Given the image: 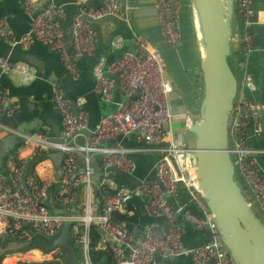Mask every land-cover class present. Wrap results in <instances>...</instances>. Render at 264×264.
Listing matches in <instances>:
<instances>
[{
	"label": "built area",
	"instance_id": "obj_1",
	"mask_svg": "<svg viewBox=\"0 0 264 264\" xmlns=\"http://www.w3.org/2000/svg\"><path fill=\"white\" fill-rule=\"evenodd\" d=\"M89 1L75 0L79 9L72 15L70 23L71 44L62 27L66 18L64 5L56 4L53 0H23L22 9L25 14L34 15L29 30L16 40L7 20L2 17L0 40L11 47L18 43L23 48L35 40L40 41L51 52L59 55L62 67L71 77H78L81 69L72 54L77 57L94 54L96 35L92 22L108 16H122L120 0H103L95 7L90 6ZM256 2L234 0L235 21L231 41L239 59L235 73L238 85L228 117L227 136L234 176L248 187L250 199L257 204L264 218V171L257 159L259 154L264 153V149L249 144L252 137L261 135L264 120V104L259 96H251L259 92V83L248 67L251 56L258 51L251 28L254 24H264V15L262 18L259 16L264 10L255 13ZM150 4L156 12L158 34L163 45L167 49H177L182 43L184 0H150ZM252 14L256 15L255 21L251 18ZM119 40L114 42L116 47ZM132 44L133 49L125 50L109 61L106 70L104 58H99L92 66V92L115 107L100 117L89 135L83 132L89 120V113L83 107L84 96L75 97L74 112L64 89L55 84L51 101L61 114L62 141H52L43 133L21 134L23 144L31 142L39 153L49 149H59L66 153L56 200L67 208L76 197L78 199V188L83 185L86 188L83 212L76 217L67 212L55 214L50 211L45 203L49 180L34 174H25L22 179L27 158L21 156V144L8 157L7 172L11 182L8 183L0 173V242L4 239H29L30 233L24 225H29L43 237L52 238L59 233L62 223L69 221L74 230L72 238L86 248L87 238L76 232V223L80 221L85 228L93 224L109 236L111 242L108 247L113 254V264H158L163 258L181 254L190 257V264H236L222 242L217 224L203 199L190 145L182 140L180 134L166 140L172 118L169 106L172 84L165 75L164 57L158 47L140 32L134 33ZM0 69L15 70L26 79L33 77L31 68L23 62L0 58ZM116 93L120 96L117 100ZM10 109L7 91L0 84V115ZM183 116L184 126L188 127L192 121L191 113L185 111ZM0 129L13 133L16 131L1 123ZM119 135L121 138L132 136L137 143L142 142L159 153L155 178L140 180L137 191L144 197L146 215L162 217V225L151 220L145 227L143 240L131 248L128 259L123 245L130 246L135 235L125 224L113 219L112 214L126 205L135 189L118 185L109 173L111 167H117L123 173L132 175L136 163L128 153L137 149L123 146ZM96 157L101 161L98 167L100 182L97 185L91 179L95 172L91 160ZM79 159L83 162V171L74 178ZM178 186L188 190L193 209L186 205L173 206L166 200L167 196H176ZM93 187L101 200V210L98 212L92 200ZM248 203L251 206L249 198ZM179 217L196 230L206 229L209 239L203 244L185 247Z\"/></svg>",
	"mask_w": 264,
	"mask_h": 264
},
{
	"label": "water",
	"instance_id": "obj_2",
	"mask_svg": "<svg viewBox=\"0 0 264 264\" xmlns=\"http://www.w3.org/2000/svg\"><path fill=\"white\" fill-rule=\"evenodd\" d=\"M23 0H21L22 3ZM190 8V17L193 36L197 49V57L202 76V89L199 99V112L196 119L192 120L187 128L190 136V147L192 149V162L195 166L196 179L203 193V199L206 202L209 213L217 224L219 235L222 242L229 250L236 264H264V223L255 213L254 209L248 203L241 186L234 176V166L228 149V117L233 106V101L237 90V78L232 69V35L234 17V0H188ZM0 4H2L0 2ZM66 18L62 27L66 32L67 39L71 43L69 29L72 19L70 12L66 10ZM27 18V27L20 33H15V39L27 32L30 28L32 16L25 14L22 8L18 7ZM16 11L8 14L1 12L0 18L7 20L9 28L13 29L12 19L16 16ZM42 45L41 48L33 49L35 45ZM72 57L79 64L81 69L90 68L86 63L85 57ZM0 58L7 59L10 62H23L33 69V78L28 84L15 85L7 77V72L0 69V84L7 86L8 101L15 98L17 107H14L9 113L0 115V123L16 130L18 125H28L31 120L36 119L38 125L33 127V131H25L23 135H30L46 127V137L52 141H62V118L61 114L55 108L51 101L52 86L49 77L51 73L55 77H60V83H55L57 87H62L65 96L71 102L73 111L76 112L75 97L83 95L85 103L84 109L89 113L87 128L83 132L89 135L97 124L98 120L105 113H102L101 103L97 102L99 94L89 92L88 89L80 88L78 82L80 76L73 79L65 74V70L59 61V55L49 52L45 44L40 41H33L27 48H22L20 44L13 47L0 40ZM54 61V63H53ZM109 61H105L104 68L107 69ZM81 75V74H80ZM261 85L264 87V68L261 73ZM41 89L37 90V87ZM120 97V96H119ZM118 97H115L117 100ZM261 101L264 104V95L261 94ZM111 104V103H109ZM110 111L114 109V104ZM50 111L58 114L57 119L51 120ZM108 112V111H107ZM26 130V129H24ZM16 131L9 132L0 137V173L4 175L7 182L10 178L7 172L8 157L23 144V135ZM121 144L126 146V137L121 138ZM144 144V143H139ZM66 153L59 149H49L48 151L35 156L29 162L25 172L22 175L33 173V166L37 161L49 159L54 167V179L48 190V196L45 203L50 211L55 214L66 213V207L56 203L55 193L59 189L60 179L63 175V159ZM135 161L134 157H130ZM136 162V161H135ZM91 164L96 168L91 179L95 184H99V172L97 166L101 165L98 157L91 160ZM113 172L109 176L115 180L118 185H124V179L129 177L122 173L117 167H111ZM83 171V162L78 160L77 170L74 172V178ZM155 173V167H154ZM136 175V165L132 176ZM154 179L153 177H144ZM143 177H139V181ZM123 182V183H122ZM131 189H135L134 185ZM115 192V191H113ZM96 202L101 205L99 195L96 194ZM141 201H140V198ZM126 204L133 205L138 215V224L126 223V228L135 235V239L130 246H124L125 257L131 252V248L141 242L145 236V227L151 221L155 220L162 225V217L152 218L144 212V197L139 196L138 191H132ZM100 209V208H99ZM193 209V208H192ZM195 211V210H194ZM198 213V212H197ZM191 227V225H189ZM30 233L29 239L15 240L4 239L0 242V259L5 255L16 252H25L32 249L36 240L37 233L29 225H24ZM71 223L64 221L60 227L59 233L51 238V245L59 248L64 253V259L48 260L45 264H67V261L73 262V238L71 235ZM101 233L104 231L99 229ZM48 246V245H47ZM49 248L46 247L44 251ZM48 251V252H49ZM176 256V257H181ZM175 256H168L161 259L159 264L168 263ZM189 257V256H188ZM3 259V258H2ZM69 259V260H68ZM190 259V257H189ZM29 264V263H27ZM76 264V263H75Z\"/></svg>",
	"mask_w": 264,
	"mask_h": 264
},
{
	"label": "crops",
	"instance_id": "obj_3",
	"mask_svg": "<svg viewBox=\"0 0 264 264\" xmlns=\"http://www.w3.org/2000/svg\"><path fill=\"white\" fill-rule=\"evenodd\" d=\"M53 1L56 4H63L66 7V10L71 13V15L76 13L79 9L78 6L75 4V0H53ZM102 1L103 0H90L88 3L90 6L95 7V6H99L102 3ZM262 1L263 0H257L256 5H255V13L256 11L264 10V8L259 9V6L264 7V2ZM0 2L2 3L0 4V13L4 12L8 14L9 12H13V11L17 12L15 18L12 19V23L14 25V27H12L13 33L14 31L15 33H20L24 29H26L27 18L22 13V11L18 9V7L22 8L21 0H0ZM120 2H121L120 5H121V13H122L121 17L108 16L103 19L92 22V27L96 35L95 36L96 37V50L93 55L84 56L86 58V63L88 66H90V68L83 70L79 66L81 69V73H80L81 75L79 74L80 81L78 82V85L80 86V88L88 89L89 92H92V85L94 81L93 74H92V66L99 60V58H104L105 61H111L117 58L118 56H120V54L123 51L132 50L133 49L132 39H133L134 33L140 32L144 34L145 37H147V39H149V41L154 46L158 47V49L161 51L164 57V60L166 62L165 75L171 81V84H172V92L169 95V106H170V112H171L172 118H171L170 129L168 130L167 135H166V140H170L174 138L176 135L180 134L182 137V140L186 144L190 145V136L187 133V128L184 126V120H183L184 116L183 115L185 111H188L189 113H191L192 120L193 119L195 120L198 115L199 99H200V94H201V89H202V76H201V70L199 67V62H198V57H197L195 39L190 31L191 24L189 23L187 19V16L189 18L188 14L190 12L189 2L188 0H184L183 13H185V16L187 19L185 23L186 30L182 31V43L177 49H167L163 45L159 37V34H158L156 12H155V9L150 4V0H120ZM263 15L264 13H260L259 15L260 18H262ZM251 18L253 21H255L256 15L252 14ZM251 29L253 32L254 44L257 47L258 51L255 52L251 56L248 67L251 73L254 75L257 82L261 83V76H260V81H258L257 77L260 75V72L262 73V70L264 68V24H254ZM117 39H120L118 47L114 45V42ZM69 44L71 43L69 42ZM231 46H232L231 66H232V69L234 67L235 69L234 72L236 73V71L238 70L237 62L239 61V59H237V55H236L237 51L235 50L233 44H231ZM41 47L42 45L37 44L35 45L33 49L35 50ZM49 52L51 51L49 50ZM260 57L262 58V60H260ZM31 71L33 72L32 68H31ZM6 72H7V77L15 85H19L21 83L28 84V82L33 78L32 77L30 79H26L23 75L16 72L15 70H9ZM65 74H68V73L65 71ZM61 76H64V73L61 74L59 77L58 76L55 77L53 73H51L49 77V80L51 81L50 82L51 85L55 83H60ZM78 77H75V78L72 77V78L76 79ZM1 86L7 91V86L3 84H1ZM40 89H41V86L37 87L38 92ZM7 94H8V91H7ZM255 95L257 98L259 96V98L261 99V89L260 88H259V92L256 93ZM115 96L119 97L117 93L115 94ZM97 102L102 104L101 115L107 111H110V109L113 108L111 104L102 101L99 97L97 98ZM9 104L11 105L10 111L14 107H17L15 98H11L9 101ZM50 115H52L50 118L51 120L57 119L58 117V114L56 112L54 114L53 111H50ZM37 125H38V121L36 119H33L31 120V123H29L28 125H18V127L16 128V132L24 133L25 131H33L34 130L33 127ZM261 130L262 132L260 136L252 137L249 140V144L252 147L264 149V120L261 125ZM46 131H47V128L42 127L41 131L35 132V133H43L46 136ZM6 133H9V132L0 129V137H2ZM26 144H30V145H34V144H32L31 142H25V144L22 145L23 148L21 150V156L24 158H27V165H26V168H27L31 159L35 158L34 154H36L38 150H36L34 147L28 149L27 147L29 145H26ZM125 147L137 149V151L135 152L128 153L129 157L135 158L136 175L135 177L132 175H129V177L124 179V184L126 187L132 188V186L134 185V188L137 190L139 177L144 178V177L150 176V177L155 178V173L153 170L159 159V153L151 149L152 147H148L145 144L137 143L133 139L132 136L127 138ZM257 159L264 171V153L259 154L257 156ZM39 163L42 164V167L44 168L45 172L50 171L42 179L49 180L50 185H51L52 183L55 182V179H54L55 177H54L53 163L49 159H42L40 161H37L35 165L33 166V173H28V174L36 175L35 169ZM99 166L100 165L97 166V170ZM111 172L113 171L111 170ZM78 190H79V197L78 199L76 197V199L73 201L76 203V206L75 207L71 206V207L66 208L67 213H69L70 215L76 216V217L81 215V213L83 212V210L80 208H83L82 205L85 201L83 199L86 197V188L83 185H80ZM242 190L244 194L246 195L247 199L248 198L250 199L251 193L248 187L244 185V188ZM96 194H98L97 190L95 187H93L92 200L95 205V210L98 212L101 210V205H99L95 200V198L97 197ZM139 196H142V195L139 194ZM166 200L168 201L170 205H173V206L186 205L187 207L189 206L193 208L189 200V192L186 188L182 186L177 187L176 196L174 197L167 196ZM55 201L56 203L60 204L56 200V196H55ZM140 201H141V198H140ZM259 212L262 215L260 209H259ZM178 222L183 226L181 238H182V242L185 247L200 245V244L205 243L209 239V234L206 229L203 228V229L196 230L193 227H190L188 223H185L183 219H181L180 217L178 218ZM89 226L85 228L84 224H82L80 221L76 223V232L78 231L80 234H82L83 236L87 238V247L85 248L82 244L78 243L73 238L74 245H73V253L71 254L73 257V262L67 261V264H75V263L76 264H91L90 259H89V253H88ZM73 231L74 230L71 227V230H70L71 234H73ZM98 232L100 233V238L97 241L96 248L97 249H105V247L109 248L108 244L111 242V240L109 239V236L105 232L101 233L99 231V228H98ZM40 238H46V237H43L37 234L36 239H40ZM31 250H30L31 255H34V252L39 253L38 258H40V260H36V259L33 260L29 258H24L22 260L17 259V261H15L14 264H20V263L41 264L45 261L52 260V259H56L59 261L61 259H64V253L59 248H55L52 251L46 252L44 255L41 254L40 251L34 248H32ZM54 252H55V256L53 257ZM48 253H50V257L47 256ZM6 256L7 255H5L4 257ZM14 257H17V256H14ZM161 264H190V259L188 255L182 254L181 257L175 256L173 260L169 261L168 263H161Z\"/></svg>",
	"mask_w": 264,
	"mask_h": 264
},
{
	"label": "trees",
	"instance_id": "obj_4",
	"mask_svg": "<svg viewBox=\"0 0 264 264\" xmlns=\"http://www.w3.org/2000/svg\"><path fill=\"white\" fill-rule=\"evenodd\" d=\"M188 15H189V18L187 17V19L189 20V23L191 24L190 12ZM190 31L193 35L192 24L190 25ZM260 89H261V94L264 95V87L262 85L260 86ZM40 154H42V153H39L37 151L36 154H34V155L37 157ZM71 206L75 207L76 203L73 202L71 205H68L67 207H71ZM80 209H82V208H80ZM112 217H113V219L120 221L124 224L129 223V224H135L136 225V224H138V221H139V218H138V215L136 214L135 208L133 207V205H130V204L124 205V207L119 211H114L112 214ZM88 235H89L88 253H89V259H90L91 264H113L114 258H113V254H112V251L110 248H107V247H105V249H97L96 248L97 241L100 238V233L98 232V228L95 225L91 224L89 226ZM36 243L38 245H40L41 240L40 241L36 240ZM46 247H48V246L45 245V247L43 249H46ZM2 258L0 259V264H1ZM41 264H45V263L43 262Z\"/></svg>",
	"mask_w": 264,
	"mask_h": 264
},
{
	"label": "rangeland",
	"instance_id": "obj_5",
	"mask_svg": "<svg viewBox=\"0 0 264 264\" xmlns=\"http://www.w3.org/2000/svg\"><path fill=\"white\" fill-rule=\"evenodd\" d=\"M259 2V1H258ZM264 7L263 6H259V9H263ZM188 17V16H187ZM186 21H187V19H186V16H185V13H183V17H182V31L183 30H186V25H185V23H186ZM189 21V20H188ZM234 48H235V46H234ZM257 48V47H256ZM260 60H262V58L260 57ZM233 70L235 71V69H234V67H233ZM260 76H261V72H260V75L257 77V79H258V81H260ZM260 86H261V83H259V88H260ZM252 96V98H255V94H253V95H251ZM185 141H186V139H185ZM26 145H29L27 148L28 149H30V148H35L36 149V147L34 146V145H30V144H26ZM38 150V149H37ZM23 153H24V151H23ZM43 167H42V164H38L37 166H36V172H35V174H36V176H38L39 178H44L45 176H46V174L47 173H49L50 171H47V172H45L44 171V168L42 169ZM235 179L237 180V182L239 183V185L241 186V188L243 189L244 188V185H243V182L238 178V177H236L235 176ZM250 201H251V207L254 209V211H255V213L258 215V217L262 220V222L264 223V218L262 217V215L260 214V212H259V209H258V207H257V204L252 200V199H249ZM51 238H45V239H43L42 241H41V244L40 245H35L33 248L34 249H36V250H38V251H40L41 252V254H45L46 252H48L49 250H51V249H53L54 247L51 245ZM45 245H48L49 246V248H48V250L47 251H44V247H45ZM31 250V249H30ZM30 250H27V251H25V252H16V253H13V254H9V255H7L6 257H4L3 259H2V261H1V264H14L15 263V261H17V259H20V260H22V259H24V258H29V259H33V260H40V258H38L39 257V253H37V252H34V255L36 256V258H35V256L34 255H31V252H30ZM32 251V250H31ZM14 256H17V257H14ZM34 256V257H33ZM47 256L48 257H50V253H48L47 254ZM41 259H43V258H41Z\"/></svg>",
	"mask_w": 264,
	"mask_h": 264
},
{
	"label": "clouds",
	"instance_id": "obj_6",
	"mask_svg": "<svg viewBox=\"0 0 264 264\" xmlns=\"http://www.w3.org/2000/svg\"><path fill=\"white\" fill-rule=\"evenodd\" d=\"M53 255L55 256V253Z\"/></svg>",
	"mask_w": 264,
	"mask_h": 264
},
{
	"label": "bare ground",
	"instance_id": "obj_7",
	"mask_svg": "<svg viewBox=\"0 0 264 264\" xmlns=\"http://www.w3.org/2000/svg\"><path fill=\"white\" fill-rule=\"evenodd\" d=\"M38 253V252H37ZM35 256V255H34Z\"/></svg>",
	"mask_w": 264,
	"mask_h": 264
},
{
	"label": "flooded vegetation",
	"instance_id": "obj_8",
	"mask_svg": "<svg viewBox=\"0 0 264 264\" xmlns=\"http://www.w3.org/2000/svg\"><path fill=\"white\" fill-rule=\"evenodd\" d=\"M53 257H54V255H53Z\"/></svg>",
	"mask_w": 264,
	"mask_h": 264
}]
</instances>
